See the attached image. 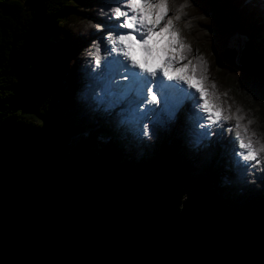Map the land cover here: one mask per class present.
<instances>
[{
    "label": "trees",
    "instance_id": "trees-1",
    "mask_svg": "<svg viewBox=\"0 0 264 264\" xmlns=\"http://www.w3.org/2000/svg\"><path fill=\"white\" fill-rule=\"evenodd\" d=\"M168 3L199 52L198 73L204 58L213 63L231 106L226 126L239 115L241 133L264 146V73L218 58L244 39L264 69V7ZM111 4L0 0V264H264V171L237 172L217 148L181 135L138 141L81 100L101 38L93 25Z\"/></svg>",
    "mask_w": 264,
    "mask_h": 264
},
{
    "label": "snow or ice",
    "instance_id": "snow-or-ice-1",
    "mask_svg": "<svg viewBox=\"0 0 264 264\" xmlns=\"http://www.w3.org/2000/svg\"><path fill=\"white\" fill-rule=\"evenodd\" d=\"M102 12L110 27L93 25L103 35L92 40L95 52L84 70L80 97L86 107L141 142L153 141L183 114L182 131L194 147L217 148L237 172L264 171V146H254L247 128L241 133L239 115L235 129L226 126L233 117L207 91L206 76L187 61L190 48L173 27L168 0H112Z\"/></svg>",
    "mask_w": 264,
    "mask_h": 264
},
{
    "label": "rangeland",
    "instance_id": "rangeland-1",
    "mask_svg": "<svg viewBox=\"0 0 264 264\" xmlns=\"http://www.w3.org/2000/svg\"><path fill=\"white\" fill-rule=\"evenodd\" d=\"M257 1L260 6L264 7V0H254ZM86 7H89L88 5H86ZM171 8L170 5L168 3V16L170 18L173 19V27L174 29L178 30V34L179 37L183 39L182 43L189 46L190 48V54H192L191 56H189V58L187 59V61H191L192 64L194 60H196V58H199V52L197 50V48L193 47V44L191 42V40L188 38V36L185 34L184 29H183V24L180 23L179 21H177L176 19H174V17L171 15ZM80 16V14H79ZM81 16H85L84 13H82ZM105 26V28H109L110 27V22L108 21L107 17L104 20V23L102 24ZM102 33L98 32L97 36H101L102 38ZM100 39V38H99ZM51 39H49L50 41ZM247 43L244 39H234L232 40L229 44H228V48H231V50H234L237 53V57H239L240 55V51L243 47V44ZM90 47V44H86V50ZM84 51L79 52V56H83ZM102 58L104 56V53H101ZM237 57H236V61H237ZM202 63L205 67V72H204V76H206V84H207V91L209 93H215L216 98H217V102L220 103L221 107L225 110L226 114L230 115V111H231V106L228 102V99L225 96V92L222 89L219 81L216 78L215 75V68L213 66V63L211 61L210 58H204V60H202ZM82 86L80 85L79 90L81 91ZM80 91L78 92V94H80ZM103 121L105 122L104 118L102 117ZM187 127L186 123H185V119H184V115L181 114L180 117L177 120V123L170 129L168 130H162L161 132L164 133L167 137L168 140H173L174 138L178 137L179 135L181 136H185L184 132L182 131L183 128ZM120 132H122L120 130ZM122 135V133H121ZM226 136V133L224 134ZM77 138L72 140L71 144H74L76 142ZM200 147V146H199ZM135 155L134 158L137 160L139 156H142V151L141 148L139 146H135ZM224 159H226L227 161H231L230 157L228 155H221ZM226 169V167H224V170ZM218 179L223 182L224 178L222 177V173H220L218 176Z\"/></svg>",
    "mask_w": 264,
    "mask_h": 264
},
{
    "label": "water",
    "instance_id": "water-1",
    "mask_svg": "<svg viewBox=\"0 0 264 264\" xmlns=\"http://www.w3.org/2000/svg\"><path fill=\"white\" fill-rule=\"evenodd\" d=\"M236 57L237 53L231 48H227L218 58L226 66L234 68L239 73L247 76L260 77L264 73L260 55L253 50L250 43H244L237 61Z\"/></svg>",
    "mask_w": 264,
    "mask_h": 264
},
{
    "label": "bare ground",
    "instance_id": "bare-ground-1",
    "mask_svg": "<svg viewBox=\"0 0 264 264\" xmlns=\"http://www.w3.org/2000/svg\"><path fill=\"white\" fill-rule=\"evenodd\" d=\"M176 31L178 32V30L176 29ZM157 39H159V37H157ZM181 39V42L183 41V39L182 38H180ZM164 40L166 41L167 40V36L165 35V37H164ZM163 43V42H162ZM157 47H159V46H157ZM137 57L139 58L140 57V55H141V53L139 52V51H137ZM185 62H187V61H185ZM177 74H179V73H177ZM186 87V86H185ZM191 91H194V90H191ZM197 96H198V94H197ZM201 115H203V113H201Z\"/></svg>",
    "mask_w": 264,
    "mask_h": 264
},
{
    "label": "clouds",
    "instance_id": "clouds-1",
    "mask_svg": "<svg viewBox=\"0 0 264 264\" xmlns=\"http://www.w3.org/2000/svg\"><path fill=\"white\" fill-rule=\"evenodd\" d=\"M173 39H174V37H173Z\"/></svg>",
    "mask_w": 264,
    "mask_h": 264
}]
</instances>
